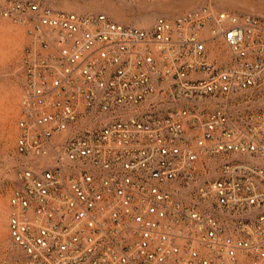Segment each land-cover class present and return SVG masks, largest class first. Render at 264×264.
Listing matches in <instances>:
<instances>
[{
    "label": "built area",
    "instance_id": "built-area-1",
    "mask_svg": "<svg viewBox=\"0 0 264 264\" xmlns=\"http://www.w3.org/2000/svg\"><path fill=\"white\" fill-rule=\"evenodd\" d=\"M0 18L29 38L17 152L42 164L9 199L29 264H264V18L213 0L150 30L48 0Z\"/></svg>",
    "mask_w": 264,
    "mask_h": 264
},
{
    "label": "rangeland",
    "instance_id": "rangeland-1",
    "mask_svg": "<svg viewBox=\"0 0 264 264\" xmlns=\"http://www.w3.org/2000/svg\"><path fill=\"white\" fill-rule=\"evenodd\" d=\"M203 0H161L152 4L117 0H48L55 9L81 14H104L117 23L146 30L157 19H172L199 8ZM221 11L264 18V0H213ZM29 43L24 28L0 18V264H29L9 236V199L21 169L36 168L42 161L17 152L18 120L22 95L23 55ZM253 106L264 107V100ZM168 108V106H161Z\"/></svg>",
    "mask_w": 264,
    "mask_h": 264
}]
</instances>
